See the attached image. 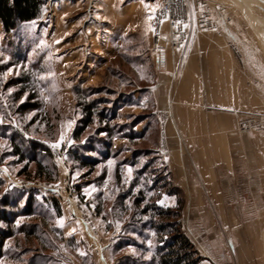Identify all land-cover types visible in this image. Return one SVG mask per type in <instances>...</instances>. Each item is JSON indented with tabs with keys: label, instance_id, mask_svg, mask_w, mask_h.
Segmentation results:
<instances>
[{
	"label": "rangeland",
	"instance_id": "374dc122",
	"mask_svg": "<svg viewBox=\"0 0 264 264\" xmlns=\"http://www.w3.org/2000/svg\"><path fill=\"white\" fill-rule=\"evenodd\" d=\"M45 3L16 32L0 23V209L15 217L0 264H148L142 210L158 201L200 264H264V0H182L178 47L160 0ZM202 12L217 29L196 23ZM212 38L217 70L189 69ZM33 199L39 214L18 216Z\"/></svg>",
	"mask_w": 264,
	"mask_h": 264
},
{
	"label": "trees",
	"instance_id": "16d2710c",
	"mask_svg": "<svg viewBox=\"0 0 264 264\" xmlns=\"http://www.w3.org/2000/svg\"><path fill=\"white\" fill-rule=\"evenodd\" d=\"M45 11V0H0V23L2 25L3 32L5 34L16 32L20 24L32 22L41 18ZM158 62L160 64L161 60H158ZM82 107L85 111V122L88 126L93 122L95 116V111L92 108L93 104L83 103ZM20 108L22 111L26 110L28 109V105L22 104L20 105ZM83 132V130H79L75 134V137L79 138ZM105 145L106 143L103 142L102 149H105ZM12 147L15 154L20 156L22 160H28L36 163V177H44L48 174V165L44 164L38 157H36V154L28 156L23 146L15 143V140L13 139ZM85 162L86 165L90 164V161L88 160ZM45 199L46 197H43V201ZM46 200L49 202V206L55 208L59 214L61 213V204L59 201L56 199ZM136 202L140 204L138 200H136ZM32 203H34V199L33 202H29L27 205L18 209L17 215L19 216V213L21 216H34L39 214L36 210H34L35 208L33 209ZM4 204L10 205L8 201ZM149 212L151 215L149 219L143 224L146 228L153 231L155 245L152 247V249H149L152 255L148 261V264H200L201 257L192 240L181 228L180 221L177 219L179 215L174 213L172 210L164 209L155 202L148 203L142 210V214ZM0 221L8 225L7 227H0L1 261L7 254L4 250L6 243L10 238L15 236V231L13 230L15 217L11 211H9L6 207H3L0 209ZM31 227L38 228L37 225L33 224ZM35 228H30L28 230L26 229L25 232L28 235H34L36 231Z\"/></svg>",
	"mask_w": 264,
	"mask_h": 264
},
{
	"label": "built area",
	"instance_id": "2783aa9c",
	"mask_svg": "<svg viewBox=\"0 0 264 264\" xmlns=\"http://www.w3.org/2000/svg\"><path fill=\"white\" fill-rule=\"evenodd\" d=\"M183 3L182 0H160V17L167 19L170 23L171 29L173 31L171 36V43L174 47H178L184 40L185 28L188 24V16L181 14ZM182 15V16H181ZM210 14L202 12L198 17H196V23L202 27L217 29V24L211 21Z\"/></svg>",
	"mask_w": 264,
	"mask_h": 264
},
{
	"label": "crops",
	"instance_id": "0c3cea01",
	"mask_svg": "<svg viewBox=\"0 0 264 264\" xmlns=\"http://www.w3.org/2000/svg\"><path fill=\"white\" fill-rule=\"evenodd\" d=\"M203 42H204L203 45H205L204 52L200 53L199 49H196L197 50L195 52L196 54L191 56V60H190L191 63L189 65V69L194 70L195 68L196 69L200 68L199 67L200 65L198 64V62L200 63V60L203 61L202 59H204V62L206 64L204 66V69H210L211 70V67H212V68H214L213 70H217V38H212L211 43H206L205 41H203ZM165 60L167 61V57ZM193 91H194V93L196 92V90H193ZM88 230H89V228H88ZM89 235L94 236V234H91V231L89 232ZM101 257H102L103 261L105 262L104 264H108L104 255H102Z\"/></svg>",
	"mask_w": 264,
	"mask_h": 264
},
{
	"label": "snow or ice",
	"instance_id": "6c2138e0",
	"mask_svg": "<svg viewBox=\"0 0 264 264\" xmlns=\"http://www.w3.org/2000/svg\"><path fill=\"white\" fill-rule=\"evenodd\" d=\"M8 71L11 72L12 69L9 68ZM8 91L11 92L12 90H11V89H8ZM21 102H22V101H21ZM3 122H4V121H3V118L0 117V123H3ZM68 124H69V127H70L71 124H72V121L70 120V121L68 122ZM64 141H65V135H64V133L62 132V133L60 134L59 138H58V139L52 144V147H54V148H58V147H60V145H61ZM68 143H71V141L69 140ZM111 163H112V162L109 161V165H111ZM129 172H131V168H129ZM86 191H87V189H86ZM157 203H162V201H158ZM60 223H61V224L63 223L62 218H61Z\"/></svg>",
	"mask_w": 264,
	"mask_h": 264
}]
</instances>
